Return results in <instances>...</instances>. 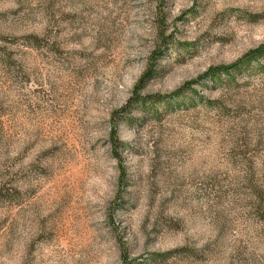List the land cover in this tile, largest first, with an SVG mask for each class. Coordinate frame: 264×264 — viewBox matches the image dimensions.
<instances>
[{
    "label": "rangeland",
    "instance_id": "obj_1",
    "mask_svg": "<svg viewBox=\"0 0 264 264\" xmlns=\"http://www.w3.org/2000/svg\"><path fill=\"white\" fill-rule=\"evenodd\" d=\"M263 47L264 0H0V264H264Z\"/></svg>",
    "mask_w": 264,
    "mask_h": 264
},
{
    "label": "trees",
    "instance_id": "obj_2",
    "mask_svg": "<svg viewBox=\"0 0 264 264\" xmlns=\"http://www.w3.org/2000/svg\"><path fill=\"white\" fill-rule=\"evenodd\" d=\"M264 47L263 48H261L259 51H256V52H254L253 54H251V55H249L247 58H245V61H247V62H251V61H253V60H256L257 59V56L259 57H262V58H264ZM244 61V62H245ZM150 74V73H149Z\"/></svg>",
    "mask_w": 264,
    "mask_h": 264
}]
</instances>
